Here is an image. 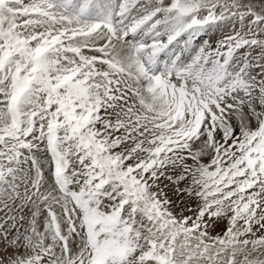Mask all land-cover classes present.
<instances>
[{
  "label": "rangeland",
  "instance_id": "obj_1",
  "mask_svg": "<svg viewBox=\"0 0 264 264\" xmlns=\"http://www.w3.org/2000/svg\"><path fill=\"white\" fill-rule=\"evenodd\" d=\"M25 1L7 0L3 4L11 5L9 8L14 13L20 10ZM174 1L177 2V0ZM162 2V0H142L139 4L140 7L131 12L132 17L130 18L134 21V15L142 14L145 16V20H148L151 18L150 15L154 8L165 7V5H161ZM175 2L166 5L168 10L159 8L160 11L157 12L153 21L147 23V27L152 31L151 35L158 38L154 40L164 41L162 45L151 46L153 53L157 52L155 50L159 48L164 49L166 46L174 45L175 39L181 36L179 38L181 47L178 49L174 45V53L178 49L177 55H174L172 47L171 54L163 53L160 57V61L164 62L165 67H168L166 69L170 70L160 76L164 78L169 74L171 76L178 69L176 78L168 77V80H164L163 86H167L169 93L172 94L170 95L168 90L167 93L175 99L178 98L177 91H180V94L183 93L182 96L187 95L183 96V99L181 97L180 101L183 105L181 103L178 106L182 109L185 107L186 114L184 116L180 114L178 117L176 114L178 107L174 108L173 106V109H170L172 112H168L177 117L174 119L169 117L171 120L158 118L153 121L147 113H142V108L137 109L143 100L139 84L142 85L143 81L157 83V80L152 81L157 76L151 78L138 67L137 75L135 78L132 77L134 81L136 80V84H133L131 78L124 76L125 79H121L123 74L128 72L130 63L127 67L117 60L110 59V63H108L106 59L112 57L109 53H105L103 57L99 58L91 55V51L95 53L100 50H97L98 47L106 50L105 43L109 44V41L95 45L90 43L86 46L85 44L82 48L78 47L83 53L85 52L84 54L79 52L77 47L65 46L66 42L64 45L55 46H61L57 52H61L62 58L68 60L66 62L68 69L73 68L77 72L76 75H79L76 69H82L81 79H73L67 75L68 77L65 79L67 85L65 83H62L63 86L57 85L61 88H68L67 92L70 87L77 91L72 104V111L75 110L76 114H74L77 117L70 116L69 114L72 112H69L67 107H63L61 110L56 109V106L60 104L55 102L53 106L51 102L54 98H51V101L39 102L36 77L35 79H32V76L29 77V74L38 70H33L35 66L29 68L27 64H23L28 67L25 69L20 66L22 65L20 64L21 60L17 61L22 59L20 58L22 49L20 46L18 47L19 51L16 47L17 54L13 44L7 45L9 42H6L5 46H2L4 48L0 49V60L3 53L11 55H9L5 67L0 68V78L1 81H5L6 86L0 87V94L6 95L8 86L13 82V71L18 66L22 69L17 81L12 83V86L14 85L16 88L24 86V88L19 91L20 94L16 98L14 107L10 109L8 107V111L0 102V115H2L0 134L6 138L4 141H0V264H54L62 254L72 255L77 259V264H264V0H199L197 8L189 15L180 13L173 6L176 4ZM37 3L43 5L46 1L30 0L29 4L32 7L35 6L33 7L34 11L37 10L36 13H40ZM147 4L148 7L141 8ZM125 5H127V0H125ZM52 12L53 10H51ZM172 13L177 14L175 17L177 24L172 23ZM128 14L126 16H131ZM22 17L23 14L20 19ZM36 17L37 19H35ZM36 17L35 20L31 17V22L29 26L27 25L32 29L28 34L36 30L35 25L37 22L43 21L42 19L52 21L46 15L40 19L39 15ZM123 17L124 14L120 18L123 19ZM179 17L191 21L183 27V24L177 20ZM194 17L197 18L196 23L202 24L205 21L210 24L204 27L197 26L193 24ZM21 22V20L15 21L16 25L17 23L22 24L17 26H13L11 23L9 28H13V31H9L10 36L5 35L7 30L2 35L8 40L12 39L14 44H19L21 40L20 45L34 57V49H37V45L36 48L33 46L36 42H31L28 45L25 43L30 40L27 39L28 35L20 37L15 35L18 29L23 32L27 29L26 25L25 28H20L24 27ZM52 22L58 24L57 19ZM141 25L137 26L133 22L131 29L136 31ZM202 27L208 28L210 37L217 41L204 50H201L203 47L192 45L194 36L196 37L195 34L199 33ZM180 28H183L181 33L175 35L173 32L179 31ZM41 29L49 32V28L44 26ZM161 29L164 39L160 38ZM14 31L16 32L14 33ZM142 31L138 37L145 40L140 44L146 46L142 57L147 58L150 56L149 38L145 39L146 34ZM78 32L81 31H75V33ZM205 32L207 30L201 32L195 41L202 44L208 42V35ZM43 35L39 34L34 37H46L44 42L50 41L48 36ZM95 35L96 33L91 37ZM34 37V41L37 40ZM118 37L120 43L131 46L130 42H123L121 37ZM23 39L24 41H22ZM187 44H189L188 49L186 48ZM84 46L86 47L84 48ZM55 47L51 49L52 52ZM51 50L46 49L38 56V59L46 64V57ZM200 50L203 57L200 56ZM131 52V55L136 58L134 47ZM182 56L184 57L183 61L181 60ZM195 57L202 60L203 63L211 61L217 64L222 71L220 70L219 74L218 71L216 72L221 76L216 75L215 80L219 82L221 79L223 84L221 86L216 84L218 86L215 87V85L213 91L209 88L206 92V95L211 97H215L214 93L218 92L219 95H216L215 98L218 96L221 98L220 107L216 110L221 114L217 115L215 124L217 127L211 128L208 119L205 121L204 129L192 131V123L188 121L191 119V111L195 109L192 106V100L201 104L200 109L202 110L207 105L205 100L203 102L200 100V95L194 96L195 93H199L198 80L197 82L193 81L195 85L191 86L189 92L183 90L186 88L185 84L188 83V80L194 79V77L185 78L186 75L183 72H186L185 67ZM171 59H177V63L174 64L176 66L172 68L170 66L173 65L174 60ZM93 61L102 64V67L109 65L113 70H105L102 67L97 69L98 66H95ZM81 62H84V66ZM142 62L144 66L147 65L145 59H142ZM87 64H92L91 70L87 69ZM76 66L77 68H75ZM68 69L64 72H67ZM84 74H87L88 77ZM98 74L104 76L106 83L98 85V81H94ZM226 74L231 76V80ZM225 75L226 77H224ZM214 76L215 72L211 76L212 79ZM234 77H237L238 82L232 81ZM239 78L240 81L247 84L245 87L247 97L244 86L239 83ZM118 86L121 88L116 92ZM107 87L113 88L110 97L107 96L109 91ZM165 87H163V92H165ZM11 88L8 92L10 95L12 94ZM89 88V91L93 92L92 95L88 91ZM101 90L104 91L103 96L111 102L109 112H111V108L124 110V106L130 107L131 110L127 109L121 116L125 126L123 124L121 128L120 126L114 128L116 133L119 132L121 138L118 139L114 136L112 142L117 145L118 142L123 141V143H129L130 151L132 149L133 152L124 154L123 149H116L109 141L108 137L111 136L103 134L102 129L112 130L110 120L107 117L102 119L100 109H98L99 105L96 108L97 113L91 105L94 101L102 103L99 99ZM222 91L223 93L220 94ZM229 91H233L234 94L232 99L226 103L225 97ZM114 93L115 97H113ZM237 95L242 97V101L245 100V97L247 98L249 101L248 110L240 103L235 104L232 114L235 117H229L228 113L232 109L229 103L233 102ZM47 96H49L48 93ZM1 99L2 97H0ZM208 105L210 111H203L208 112L207 116L210 113L213 114L211 105ZM196 108L199 107L196 106ZM37 110L43 112L41 117H39L41 114L33 113ZM62 110L64 111L63 116L60 114ZM28 111L31 114H27ZM7 112L8 119L5 116ZM133 113H138L139 116H135ZM47 114L50 115L47 116ZM95 114L101 116L100 120H104V122H101L98 117L95 118ZM225 114H228V118L224 117ZM23 115L32 117L35 121L27 122L28 117H26L24 120L26 122H21V127L13 126V118H23ZM150 119L152 122L149 121ZM167 121L171 125L179 126L180 129H175V126L168 127L169 124H164ZM128 122H131L133 127H130ZM3 123L5 124L4 128H1ZM182 123L188 129L186 133L192 132L193 142H197L196 138L199 142L194 148V145L188 146L185 155L177 158L179 162L177 161L176 165L170 167L169 164L166 165L167 168L169 167L170 174L160 176L161 172L157 168L160 169L165 162H161V165L156 164L155 161L164 150L173 149L175 144L181 145V142L178 141L172 143L170 138H177L175 135H179L183 129L181 128ZM7 124L8 129L6 128ZM166 129L168 132L170 129H175L174 136L171 137L168 135L169 133L164 135ZM39 130H42V134L39 135L42 137L38 139L35 135ZM212 130L216 133H213ZM53 133L57 135L53 151L59 162L61 183L69 190V196L71 195L69 200L73 213L69 215L63 213L57 204L42 201L40 198L37 199L42 203L40 212L32 211L34 198L39 195H37L32 181L30 184L23 183V180L27 181L32 173L38 171L48 177L49 183L55 187L51 178L53 177V156L50 155L48 145V138ZM130 133H135V137L130 136ZM102 134L106 139H103ZM18 136L20 138H17ZM150 136H152L150 139L152 141L147 139ZM166 136L170 137L167 144H173L168 148L166 144H161L167 138ZM22 138L29 143L23 149V141L19 140ZM139 140L141 143H138ZM26 141L25 143H27ZM179 141H182V138ZM142 143H148L146 145L149 147L154 146L151 150L149 149L151 156L149 154L148 156L151 161L148 160V164H141L142 160L140 159V156L146 154L147 149L142 148V155L140 153V156L137 155L140 152V147L143 146ZM137 146L140 147L137 149ZM133 148L138 152L136 153ZM168 154L166 153L163 157L166 159ZM125 156H129L127 159L131 162H127ZM171 161L170 164H174L176 160L172 159ZM157 162L160 161L157 160ZM187 162H190L188 168L185 167V164L183 165ZM176 166L178 167L176 168ZM179 169L182 171L178 175L177 170ZM177 175L179 177L175 178ZM186 177H189L191 183L199 188L197 191L193 192L188 185H180V183L183 184ZM21 180L22 183L19 184L18 182ZM167 181L172 182L168 183L169 189L173 188L169 192L171 197L167 195L164 188ZM171 184H174V187ZM58 190L57 194L62 197V199L60 198L62 201L65 193ZM51 216L56 220L58 228L56 244L52 246L48 244L49 232L54 233L56 230L53 228ZM38 224L41 225V228L37 229ZM34 229L37 232L34 233ZM29 238H34L36 242L35 246L29 249L32 250L31 253H28L31 255L26 256L24 247Z\"/></svg>",
  "mask_w": 264,
  "mask_h": 264
},
{
  "label": "bare ground",
  "instance_id": "obj_2",
  "mask_svg": "<svg viewBox=\"0 0 264 264\" xmlns=\"http://www.w3.org/2000/svg\"><path fill=\"white\" fill-rule=\"evenodd\" d=\"M78 1V2H77ZM76 1V3L78 4V8H79V10H80V8H82V7H85L86 9V11H87V13H94V12H97V15L100 17V19L97 21L98 23H97V25H95L96 27L98 26V27H100L99 29H101V30H99V31H96V35L94 36V37H90V38H86V37H88L87 35L86 36H82L83 38H77L76 40H73V41H71L70 42V44L69 43H67L66 42V45L67 46H73L74 48H78V47H83V45H85L86 44V46H87V44H90V43H93V45H95V44H99V43H103V42H105V41H109V44L108 43H105L106 45H107V49L105 50H103V49H101V47H98V49L97 50H99V51H97V52H95V53H93V51H91L90 53H91V55H94L95 56V58L96 57H103L104 56V54L105 53H109L112 57L110 58V57H108L107 59H111L112 61H115V60H117L118 62H122V64L124 65V66H128V63H130L131 64V66L129 67V69H128V72L126 73H124L123 74V76H122V78L121 79H125V77L124 76H126L127 78H131L130 80H131V82L133 83V84H136L135 83V81H134V79L133 78H135V75H137V71H138V59H136L135 58V56H133V55H131V51H133V47H131L132 46V44H131V46L128 44H122V43H120V39H119V35L118 36H116V37H110L111 36V34H110V32H109V30H108V28H109V26H107V27H105L103 24H102V20L103 19H109V18H111L112 16H114L115 17V15L117 14V8H118V5H119V3L121 2V0H77ZM137 0H127V5H125L124 7V11H122L121 12V14H120V17L124 14V17H123V19H124V21L126 20V22H129L130 24L131 23H133V22H135L136 23V25L137 26H139V25H141L142 23H143V21L145 20V16H143L142 14H138V15H134V17H133V19H134V21H132V19L130 18V17H132V15H131V11H130V9L129 8H131L132 7V5L136 2ZM163 2L161 3V5H165V7H167L166 5L167 4H174V0H162ZM176 3V2H175ZM10 5V4H9ZM11 6V5H10ZM10 6H8V7H10ZM7 6H0V14H1V22H0V33H1V35L3 34L4 35V31L5 30H7V32H9V31H13V28H9L10 27V25H11V23H15V21H20V20H22V19H20L21 18V16H15V15H17V14H15L14 15V13L8 8ZM28 7V6H27ZM54 8V7H53ZM73 8H74V6H73ZM21 9V8H20ZM55 9V8H54ZM54 9H52L51 8V10H53L54 11ZM14 11V10H13ZM129 11H130V14H128L129 13ZM152 11V10H151ZM51 13V12H50ZM52 13H54V12H52ZM192 12H189V13H187L188 15L189 14H191ZM96 14V13H95ZM126 14H128V15H131V16H126ZM183 14V13H182ZM140 15V16H139ZM48 16H50V15H48ZM147 17V16H146ZM175 17H177V14L176 13H172V18L174 19H172V23L173 24H177V23H175L176 22V20H175ZM22 18H24V16L22 17ZM35 17H33L32 19H34ZM67 18V17H66ZM186 18V17H185ZM71 19V18H70ZM151 19V18H150ZM35 20V19H34ZM43 21H41V25H48L47 26V28H52V30L51 31H54V29H53V27H63V30L65 29V31H67L69 28H71V27H77V26H79V24L80 23H76L74 20L75 19H73V20H70V21H68V23H66V22H64L63 23V25L62 26H57L54 22H52V21H49V20H44V19H42ZM178 21H179V23H182L183 24V27H185L186 25H188L189 23H190V21L191 20H189V19H184V18H182L181 19V17H179L178 19H177ZM117 19H116V21H115V23H113V26H115L116 25V23H117ZM149 21H151V20H149ZM177 21V22H178ZM73 24H72V23ZM35 23V22H34ZM145 23V22H144ZM143 23V24H144ZM146 23H149V22H146ZM20 24V23H19ZM18 23H17V25H19ZM29 24H30V22L28 23V26H29ZM143 24L141 25V26H143ZM171 24V23H170ZM17 25H15V26H17ZM20 25H22V24H20ZM42 26V27H43ZM83 26H84V24H83ZM113 26H112V28H113ZM140 26V27H141ZM102 27V28H101ZM182 27V26H181ZM20 28H25V24H24V27H20ZM26 30H24V32L23 31H21V30H19L18 29V32H16V31H14V33L16 32V34L15 35H17V37L19 36H22V35H26L30 30H32L31 28H29V27H27V25H26ZM8 29H10V30H8ZM169 29V28H168ZM17 30V29H16ZM136 30V29H135ZM183 30V28H180L179 29V31H174L173 33H175V35H177V33L178 34H180L181 33V31ZM136 31H138V30H136ZM135 31V32H136ZM31 32V31H30ZM172 32V31H171ZM93 34H95V33H93ZM119 34V33H118ZM2 35V36H3ZM14 35V34H13ZM27 37V36H26ZM26 37H25V40H27L28 39V37H27V39H26ZM181 37V36H180ZM21 39H22V37H21ZM177 39H179V38H177ZM18 40V39H17ZM20 40V39H19ZM22 41H24V39L22 40ZM34 41V40H33ZM20 42H21V40H20ZM19 42V43H20ZM32 42V41H31ZM30 42V43H31ZM25 43H27V42H25ZM18 44V43H17ZM7 45H10L9 43H7ZM24 45V44H23ZM30 45V44H29ZM34 45H35V43H34ZM37 45V44H36ZM172 45V44H171ZM13 46V45H12ZM21 46V57L20 58H22V59H18L17 61L19 62V60H21L20 61V64H22V65H20V66H23V64H27V66H29V68L30 67H32V66H37L38 68V72H37V75H36V81L37 82H35L36 84H37V86H38V88L40 89L39 90V102H41V103H43L44 101H45V99H47V93H49L50 94V98H54L55 99V97H53L54 95H56V100L58 101L57 102V104L59 103L60 105H62V106H64V105H66V106H68V104H70L69 103V100L67 99V97H66V92H67V89L65 88V87H59V86H57L58 84H56V79H57V77H59V76H63V74L65 73L64 72V70L66 71L67 69H68V66H66V62L68 61V60H65L64 58H62L63 56H62V54H60L61 52H57V51H59L60 50V47L61 46H58V49H57V47H55V49H54V51L52 52V50H51V52H49V54H48V56L46 57V59H47V63L46 64H44V62H41L40 61V59H38V57H37V55H35L34 57H32L30 54H29V52H27L25 49H24V47L22 46V45H20ZM57 46V45H56ZM86 46H84V48L86 47ZM90 46V45H89ZM92 46V45H91ZM29 47V46H28ZM4 48V47H3ZM33 48H36V47H34L33 46ZM38 48V47H37ZM88 48H90V47H88ZM186 48L188 49L189 48V44H187V46H186ZM13 49V48H12ZM20 49V48H19ZM78 49H80V48H78ZM93 49V48H92ZM160 49L161 48H159V49H157V50H155V51H157V52H155V56L158 54V52L160 51ZM171 49V46L169 45V47L168 46H166L165 48H164V52L165 53H167V55H169V54H171L172 53V50H170ZM35 51L37 50V49H34ZM91 50V49H90ZM13 51V50H12ZM11 51V52H12ZM19 51V50H18ZM86 51V50H85ZM10 52V53H11ZM63 52V51H62ZM13 53H14V51H13ZM85 53V52H84ZM164 53V54H165ZM4 54V53H3ZM3 54H2V56H3ZM185 54H187V53H185ZM9 55H11V54H9ZM131 55V56H130ZM107 56H109V55H107ZM10 57V56H9ZM187 57H188V55H187ZM68 58V57H67ZM66 58V59H67ZM106 59V58H105ZM181 60L183 61L184 60V57L182 56L181 57ZM180 60V61H181ZM98 61V60H97ZM180 61H178V62H180ZM7 62V61H6ZM10 62V61H9ZM72 63V62H71ZM78 63V62H77ZM82 63V62H81ZM92 63H94V65L95 66H98V68L97 69H99V67H102L103 65L102 64H98V62H96V61H93ZM176 63H177V61H176ZM175 63V64H176ZM187 63V62H186ZM7 64V63H6ZM83 64V66H84V62L82 63ZM82 64H80L81 66H82ZM17 66V65H16ZM26 65H24L23 66V68L25 69L26 67H27ZM70 66V65H69ZM79 66V65H78ZM80 66V67H81ZM91 66H92V64H90V65H88L87 64V69H90L91 68ZM174 66H176V65H174ZM72 67V66H71ZM28 68V67H27ZM75 68H77V66L75 67ZM102 68H104L105 70H113L109 65H105L104 67H102ZM140 68V67H139ZM175 68V67H174ZM186 68V72H183L184 73V75H186L185 76V78H187V77H194V79H192V78H190L191 80H188V83H186L185 85H186V88H183V90L184 91H186V92H189L190 90H191V86L193 85H195V84H193V81H195V82H197V80H198V88H199V93H195V95L194 96H196V97H198V95H200L201 96V98H200V100L203 102L204 100V102H207V103H210V105H211V108H212V112H213V114H214V112H216V110L220 107V103H221V98H219V96L217 97V98H215L216 97V95H219V93L217 92H215L214 94H215V97L214 96H207L206 95V92H207V89H212V91H213V89H214V86L216 85V84H220V86L223 84V82H222V80L220 79L219 80V82H217L216 80H215V77H216V75H217V71H219V66H217V64H215L214 62H211V61H208V62H206V63H203L202 62V60H198V58H194V60L193 61H189V63L187 64V66L185 67ZM92 69V68H91ZM90 69V70H91ZM103 69V70H104ZM27 70V69H26ZM69 70V69H68ZM77 71H78V74H83L82 73V69L81 70H78V68L76 69ZM76 72V71H75ZM215 72V76H214V78L212 79V74ZM77 73V72H76ZM172 73V72H171ZM177 73H178V69H176V71H174L172 74H171V76H166L165 78L163 77V76H157L156 78H154L152 81L154 82L155 80H157V83H154V84H152V82L151 81H143V86L142 85H140L139 84V90H140V92L143 94V100H142V102H141V104H139V106L137 107V109H141L142 108V113H147L148 114V117H150V118H152V120L153 121H155V120H158V118H161V119H166V118H169L170 116H172L171 114H169V112L171 111L170 109L174 106V108H177L178 106H179V104H181L182 103V101H180L181 100V97H182V94L183 93H181L180 94V91L178 92L177 91V95H178V98L177 99H175L174 97H171L170 95L172 94V93H169V89L168 88H166L165 86H163V84H164V80H168L169 78L168 77H171V79H174V77L176 78V76L175 75H177ZM219 73V72H218ZM111 75V74H110ZM109 75V76H110ZM198 76H200L199 78H197ZM91 77V76H90ZM133 77V78H132ZM29 78V77H28ZM99 80H98V79ZM149 78V77H148ZM95 80L94 81H98L97 82V84L98 85H100L99 83H106L105 81H106V79L104 78V76L102 77L101 75H96L95 76V78H94ZM133 79V80H132ZM151 79V78H150ZM170 79V80H171ZM188 79V78H187ZM224 79V78H223ZM225 80V79H224ZM223 80V81H224ZM4 81V80H3ZM3 81H1V78H0V87H3V86H5V81L3 82ZM6 81H8V80H6ZM127 81H129V80H127ZM201 81H202V83H201ZM227 81V80H226ZM126 82V81H125ZM130 82V81H129ZM130 82V83H131ZM35 84V85H36ZM156 84V85H155ZM197 85V84H196ZM200 86V87H199ZM218 85H216L215 87H217ZM6 87V86H5ZM163 87H165V92H163ZM228 87V86H227ZM226 87V88H227ZM225 88V89H226ZM228 89V88H227ZM38 90V89H37ZM167 90H168V93L170 94H168L167 93ZM172 91H173V89H171ZM175 90V89H174ZM171 91V92H172ZM100 92V91H99ZM104 91L103 90H101V92H100V98H99V96H98V98L99 99H101L100 101L102 102L101 104H99V102L98 101H94V106L97 108L98 107V105H99V107H98V109H100L99 110V112H100V115L102 116V119L103 118H105V117H107L109 120H110V123H111V131L110 130H105L104 131V134L105 135H109V136H115V137H118V139H120L121 138V136H120V134H119V132L118 133H116L115 132V130H114V128H116V126H120V128H121V126L124 124V126H125V123H123L122 122V118H121V116L123 115V114H125V111L128 109H130V107L127 105V106H124L125 108H123L124 110H122V109H113V108H111L112 110H111V112H109V108L111 107V102L110 101H108L107 100V98L106 97H104L103 96V93ZM182 92V91H181ZM213 93V92H212ZM223 93V91L220 93V94H222ZM226 93V92H225ZM224 93V94H225ZM233 94H234V92L233 91H229L228 92V94L226 95V97H225V100H226V103H228L229 102V100H231L232 99V96H233ZM116 96V94L114 93L113 94V97H115ZM176 96V95H175ZM189 96V95H188ZM185 97V96H184ZM184 97H182V99L184 98ZM97 98V99H98ZM191 98V97H190ZM223 98V97H222ZM134 99V98H133ZM210 99H211V101H210ZM111 100V99H110ZM113 100V99H112ZM175 100H177V101H175ZM190 100H192V99H190ZM224 100V99H223ZM68 101V102H67ZM90 102H92V101H90ZM189 102V101H188ZM225 102V101H224ZM224 102L221 104V108H222V105L224 104ZM104 103H105V105H104ZM132 103V102H131ZM226 103H225V105H226ZM96 104V105H95ZM181 105H183V103L181 104ZM40 106V105H39ZM93 106V107H94ZM192 106L194 107V108H196V106H198L199 108H200V106H201V104H197V102H195L194 100H192ZM203 106V105H202ZM140 107V108H139ZM1 108V107H0ZM179 108V107H178ZM186 108H187V106H186ZM191 108V107H190ZM203 108V107H202ZM94 109V108H93ZM103 109H104V111H103ZM173 109V108H172ZM131 110V109H130ZM169 111V112H168ZM174 111V110H173ZM221 111V110H220ZM69 112H71V111H69ZM95 112H96V110H95ZM172 112V111H171ZM187 112H188V108H187ZM219 112V111H218ZM97 113V112H96ZM205 113V117H209V116H207V113L208 112H204ZM76 114V113H75ZM211 114V113H210ZM133 115H135V116H139L138 115V113H133ZM100 116V117H101ZM228 116V114L226 115H224V117L226 118ZM6 118V117H5ZM228 118V117H227ZM150 122H152L151 121V119L149 120ZM1 124V123H0ZM128 124L129 125H131L130 127H133V124L131 123V122H128ZM164 124H166V125H168V124H170V122H165ZM4 123L1 125L2 127L1 128H4ZM109 126V127H110ZM8 127V124H7V126H6V128ZM176 128L175 129H177V130H179L180 128H179V126L177 127V126H175ZM9 128V127H8ZM7 128V129H8ZM119 128V129H120ZM175 129L173 130V129H170V132H168V130L166 129V130H164L165 132L163 133L164 135L165 134H168V135H173V132L175 131ZM1 130V129H0ZM6 130V129H5ZM127 130H129V129H127ZM131 130V129H130ZM10 131V130H9ZM176 132V131H175ZM131 135L130 136H133V137H135V133H130ZM130 136H129V139H130ZM179 135L177 134V135H175V137H178ZM131 140V139H130ZM133 140V139H132ZM134 140H135V138H134ZM140 142H138V143H141V140H139ZM124 142V141H123ZM123 142H118V146L116 145V144H114L115 146H117V148H119V149H123L124 151H126V152H128V150L130 151V144L129 143H123ZM143 142V141H142ZM146 144H148V143H145V144H143L142 143V147L143 148H149L150 149V147L148 146V145H146ZM198 144V143H197ZM116 148V149H117ZM141 154V153H140ZM142 155V154H141ZM138 156H140V155H138ZM141 158V162L142 163H147L148 162V160L150 161V157L148 156V154H145L144 153V155L143 156H140ZM164 162V161H163ZM172 162V161H171ZM185 164V167H187L188 168V166H190V162H187V163H183V165ZM169 165H171V164H169ZM176 165V164H175ZM172 166V165H171ZM175 167V166H174ZM178 166H176V168H177ZM175 168V169H176ZM199 168V167H198ZM171 169V168H170ZM172 169H174V168H172ZM181 171H182V169H179V170H177V173H178V175L181 173ZM170 172V171H169ZM172 173V172H171ZM176 175V174H175ZM175 176V178L176 177H179V176ZM204 175V174H203ZM182 176V175H181ZM182 178V177H181ZM189 177H186L185 179H184V181H183V184L182 183H180V185H188V186H190L191 187V189L193 190V192L194 191H197V189H199L198 187H196L195 185H194V183H191L192 181L190 180V179H188ZM55 183V182H54ZM172 186H173V184H171ZM170 185V186H171ZM169 187V186H168ZM181 187V186H180ZM61 199H62V197H60Z\"/></svg>",
  "mask_w": 264,
  "mask_h": 264
},
{
  "label": "water",
  "instance_id": "obj_3",
  "mask_svg": "<svg viewBox=\"0 0 264 264\" xmlns=\"http://www.w3.org/2000/svg\"><path fill=\"white\" fill-rule=\"evenodd\" d=\"M193 3V5L195 4L193 0H186L180 3L181 7L183 9L188 8V6H190Z\"/></svg>",
  "mask_w": 264,
  "mask_h": 264
}]
</instances>
